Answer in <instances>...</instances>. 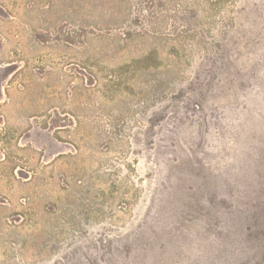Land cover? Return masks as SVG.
<instances>
[{
	"label": "rangeland",
	"instance_id": "obj_1",
	"mask_svg": "<svg viewBox=\"0 0 264 264\" xmlns=\"http://www.w3.org/2000/svg\"><path fill=\"white\" fill-rule=\"evenodd\" d=\"M0 264H264V0H0Z\"/></svg>",
	"mask_w": 264,
	"mask_h": 264
}]
</instances>
